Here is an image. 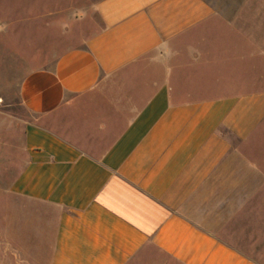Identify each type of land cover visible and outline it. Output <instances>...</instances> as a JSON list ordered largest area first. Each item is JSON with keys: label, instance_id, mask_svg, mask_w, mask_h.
Returning <instances> with one entry per match:
<instances>
[{"label": "crops", "instance_id": "1", "mask_svg": "<svg viewBox=\"0 0 264 264\" xmlns=\"http://www.w3.org/2000/svg\"><path fill=\"white\" fill-rule=\"evenodd\" d=\"M1 1L0 264H264V0Z\"/></svg>", "mask_w": 264, "mask_h": 264}, {"label": "rangeland", "instance_id": "2", "mask_svg": "<svg viewBox=\"0 0 264 264\" xmlns=\"http://www.w3.org/2000/svg\"><path fill=\"white\" fill-rule=\"evenodd\" d=\"M56 2V1H55ZM34 3V2H33ZM30 0H2L1 4L3 6H12L17 5L19 9L18 19L24 17L34 18L37 16L35 14L39 13L33 11L29 8L33 4ZM12 4V5H10ZM53 4V0H39L38 8L42 9L43 7H50ZM23 13V16H21ZM35 15V16H34ZM26 17V18H27ZM57 31L55 30H46L40 26V24H25L20 28V32L16 37V47L17 54L15 60L13 57L2 59L0 56V108L10 110L12 113H16L17 116H24V111L19 106V83L23 78V74L27 72V67H33L36 64L37 59L45 60V57L48 58V61L51 60L55 55L47 54L42 55L41 53L33 54L32 49L26 46V42H34L40 45L47 46L45 51L48 50V44L50 49L57 45L59 38H57ZM21 52V53H19ZM30 58L32 59L30 63ZM42 61V60H41Z\"/></svg>", "mask_w": 264, "mask_h": 264}]
</instances>
